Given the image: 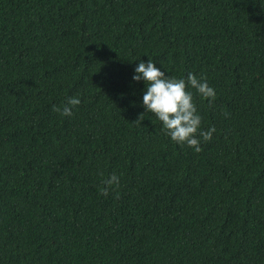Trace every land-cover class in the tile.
<instances>
[{"label": "trees", "instance_id": "16d2710c", "mask_svg": "<svg viewBox=\"0 0 264 264\" xmlns=\"http://www.w3.org/2000/svg\"><path fill=\"white\" fill-rule=\"evenodd\" d=\"M150 58L215 89L202 151L146 112ZM0 264H264V0H0Z\"/></svg>", "mask_w": 264, "mask_h": 264}, {"label": "clouds", "instance_id": "9594fccd", "mask_svg": "<svg viewBox=\"0 0 264 264\" xmlns=\"http://www.w3.org/2000/svg\"><path fill=\"white\" fill-rule=\"evenodd\" d=\"M135 73L133 80H143L147 85L143 95L146 112L153 113L162 122L165 134L172 141L186 144L196 152L202 151L199 138L202 137L205 142L210 141L216 128L213 126L208 130L201 129L202 117L189 89H196L203 98L209 100V103L214 102L216 92L208 84L206 77L198 78L194 73H189L186 79L169 76L158 68L151 58L148 62L141 60L135 68ZM80 103V98L73 96L63 106L53 105V111L62 116H72L73 108ZM144 113L139 114L134 122L142 123L145 119ZM102 183L104 186L101 187L100 194L107 197L119 187L120 177L113 173Z\"/></svg>", "mask_w": 264, "mask_h": 264}]
</instances>
